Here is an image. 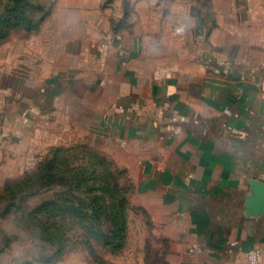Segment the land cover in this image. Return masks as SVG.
Returning a JSON list of instances; mask_svg holds the SVG:
<instances>
[{"label":"crops","instance_id":"1","mask_svg":"<svg viewBox=\"0 0 264 264\" xmlns=\"http://www.w3.org/2000/svg\"><path fill=\"white\" fill-rule=\"evenodd\" d=\"M229 12L206 41L189 12L195 35L180 43L193 49L178 55L140 48L133 29L61 59L70 37L57 36L55 57L26 51L35 64L5 88L8 127L82 135L113 155L179 264H251L255 252L264 264V0Z\"/></svg>","mask_w":264,"mask_h":264},{"label":"rangeland","instance_id":"2","mask_svg":"<svg viewBox=\"0 0 264 264\" xmlns=\"http://www.w3.org/2000/svg\"><path fill=\"white\" fill-rule=\"evenodd\" d=\"M245 2L0 0V264H179L180 252L163 224L150 219L133 178L113 155L82 135L51 128L33 137L34 126L8 127L5 88L10 80L21 85L23 61L35 64L26 51L55 57L57 36L70 37L61 59L82 54L96 35L115 42L133 29L140 48L178 55L193 49L180 43V36L195 35L197 20L189 12L200 14L197 31L206 41L219 19L227 21L230 7Z\"/></svg>","mask_w":264,"mask_h":264},{"label":"built area","instance_id":"3","mask_svg":"<svg viewBox=\"0 0 264 264\" xmlns=\"http://www.w3.org/2000/svg\"><path fill=\"white\" fill-rule=\"evenodd\" d=\"M260 88L264 91V62L260 66ZM249 259L251 264L261 263V257L259 252L251 253Z\"/></svg>","mask_w":264,"mask_h":264},{"label":"trees","instance_id":"4","mask_svg":"<svg viewBox=\"0 0 264 264\" xmlns=\"http://www.w3.org/2000/svg\"><path fill=\"white\" fill-rule=\"evenodd\" d=\"M17 20H19V19H17ZM7 25V24H6ZM124 230H125V228L123 227V228H118L116 231H118L119 233H123L124 232ZM112 231H114V230H112ZM115 231V232H116ZM116 238V237H115Z\"/></svg>","mask_w":264,"mask_h":264}]
</instances>
